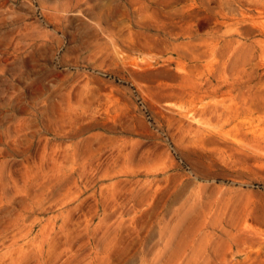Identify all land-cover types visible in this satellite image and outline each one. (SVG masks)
<instances>
[{
    "label": "rangeland",
    "instance_id": "obj_1",
    "mask_svg": "<svg viewBox=\"0 0 264 264\" xmlns=\"http://www.w3.org/2000/svg\"><path fill=\"white\" fill-rule=\"evenodd\" d=\"M0 264H264V0H0Z\"/></svg>",
    "mask_w": 264,
    "mask_h": 264
}]
</instances>
